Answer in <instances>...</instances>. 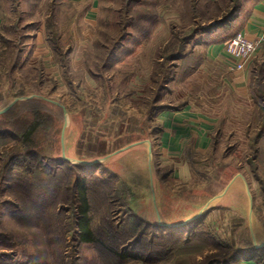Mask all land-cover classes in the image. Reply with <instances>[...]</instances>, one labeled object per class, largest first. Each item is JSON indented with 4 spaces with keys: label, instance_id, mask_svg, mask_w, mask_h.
<instances>
[{
    "label": "rangeland",
    "instance_id": "374dc122",
    "mask_svg": "<svg viewBox=\"0 0 264 264\" xmlns=\"http://www.w3.org/2000/svg\"><path fill=\"white\" fill-rule=\"evenodd\" d=\"M228 1L0 0V264H264L263 59L242 95L192 37ZM187 104L212 142L166 156L159 112Z\"/></svg>",
    "mask_w": 264,
    "mask_h": 264
},
{
    "label": "crops",
    "instance_id": "0c3cea01",
    "mask_svg": "<svg viewBox=\"0 0 264 264\" xmlns=\"http://www.w3.org/2000/svg\"><path fill=\"white\" fill-rule=\"evenodd\" d=\"M79 8L86 20L95 21L99 17L100 0H63ZM219 1V0H210ZM244 33L248 38L261 39L262 43L252 64L244 69L233 72L229 65L234 60L224 52V39L227 33ZM201 45L204 46L206 57L211 61L223 64L233 74V89L247 95L250 79L257 60L264 59V0H243L237 16L228 27L218 28L203 35ZM161 123L160 147L164 155L178 156L186 149L205 150L209 147L211 135L215 127L212 117L201 113L187 104L181 109L165 108L159 112ZM182 222V221H181ZM174 224L173 221H166ZM179 223V222H176ZM245 264H254L247 261Z\"/></svg>",
    "mask_w": 264,
    "mask_h": 264
},
{
    "label": "trees",
    "instance_id": "16d2710c",
    "mask_svg": "<svg viewBox=\"0 0 264 264\" xmlns=\"http://www.w3.org/2000/svg\"><path fill=\"white\" fill-rule=\"evenodd\" d=\"M227 1L228 0H219V1H212V2H213V4L215 6L219 7L222 4H226ZM242 1L243 0H229L228 1V7L226 8V11H224V13L222 15L220 14V16H218V17H214L211 20V22L208 23L207 25H205V26L203 25L201 27H198L193 32L192 37H194V36L196 37L199 34L198 37L201 38L203 35H207V34L213 32V31H215L218 28L228 27L229 24L231 23V21L237 16V14H238V12L240 10ZM236 34H237V32L236 33H227L226 34V38L224 39V42L227 41L228 39L234 37ZM187 40L188 39H186V41ZM199 41H201V40H199ZM183 43L184 42L182 41L181 47H182ZM183 50H184L183 47L180 48V51H178V54H176L177 56L172 57V59L182 58ZM261 65L264 66V59H263ZM257 66H258V64H257ZM262 68L264 69V67H262ZM255 72H256V67L255 68L253 67V74ZM183 106H180V107H178V106H165L162 109H165V108L168 107V108H173V109H178L179 110ZM263 136H264V128L261 130V133L259 135V139L262 138ZM67 162L68 161L66 159H60L59 164H65ZM80 167L83 168V166H80ZM85 187H86V185L84 184V182L83 183L81 182V184H79L80 193H81V203H82L81 204V208H82L81 209L82 210L81 220L79 222L80 223V233L82 235L79 237V239L82 242H95V241H97V239L94 236V231L90 227V215H89V212H90V202H89L88 196L86 194V188ZM208 213L209 212H206L203 215H207ZM203 215H201L199 218L194 219L193 221L200 222L201 217ZM193 221H191V222H193ZM154 225L155 226H159V227H163V228H170V229L171 228H175V226H165V225H159V224H156V223ZM263 247H257L256 248V251H260L261 249H263ZM118 255L120 257H122V258H129V256H132L131 254H127V253H124V252H118Z\"/></svg>",
    "mask_w": 264,
    "mask_h": 264
},
{
    "label": "built area",
    "instance_id": "2783aa9c",
    "mask_svg": "<svg viewBox=\"0 0 264 264\" xmlns=\"http://www.w3.org/2000/svg\"><path fill=\"white\" fill-rule=\"evenodd\" d=\"M261 44H263L261 39L248 38L242 32L225 41L224 52L234 60L229 65V70L236 72L248 68L256 57Z\"/></svg>",
    "mask_w": 264,
    "mask_h": 264
},
{
    "label": "water",
    "instance_id": "95a60500",
    "mask_svg": "<svg viewBox=\"0 0 264 264\" xmlns=\"http://www.w3.org/2000/svg\"><path fill=\"white\" fill-rule=\"evenodd\" d=\"M19 98L18 97H16V98H14V100H13V103L14 102H16L17 100H18ZM8 109V107H6V108H4V110L3 111H5V110H7ZM100 161L99 160H97V161H95V162H88V161H85V163H86V165H91V164H93V163H99ZM208 211V210H207ZM206 211V212H207ZM206 212H204V211H201L199 214H197L196 216H194V217H192V218H190V219H187V220H185V221H182V222H180V223H174V224H167V223H162V222H159L158 224L159 225H165V226H176V225H183V224H187V223H189L190 221H193L194 219H196V218H199L201 215H203L204 213H206Z\"/></svg>",
    "mask_w": 264,
    "mask_h": 264
}]
</instances>
